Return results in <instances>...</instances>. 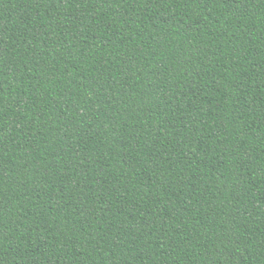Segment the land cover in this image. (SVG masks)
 <instances>
[{"label":"trees","instance_id":"trees-1","mask_svg":"<svg viewBox=\"0 0 264 264\" xmlns=\"http://www.w3.org/2000/svg\"><path fill=\"white\" fill-rule=\"evenodd\" d=\"M0 264H264V0H0Z\"/></svg>","mask_w":264,"mask_h":264}]
</instances>
